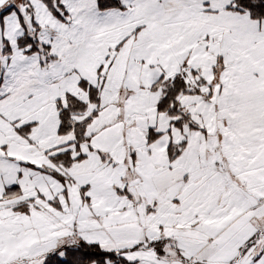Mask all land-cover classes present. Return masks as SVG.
I'll return each instance as SVG.
<instances>
[{"label": "snow or ice", "instance_id": "snow-or-ice-1", "mask_svg": "<svg viewBox=\"0 0 264 264\" xmlns=\"http://www.w3.org/2000/svg\"><path fill=\"white\" fill-rule=\"evenodd\" d=\"M0 264H264V0H0Z\"/></svg>", "mask_w": 264, "mask_h": 264}]
</instances>
